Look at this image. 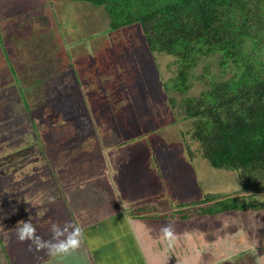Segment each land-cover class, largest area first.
I'll return each instance as SVG.
<instances>
[{"label": "rangeland", "instance_id": "obj_1", "mask_svg": "<svg viewBox=\"0 0 264 264\" xmlns=\"http://www.w3.org/2000/svg\"><path fill=\"white\" fill-rule=\"evenodd\" d=\"M102 17L103 13L100 10L69 0H0V55L5 57L6 54L2 50L7 48L11 58L16 59V70L18 72L27 70L28 72L20 73L21 83H19L18 79L15 76H9L0 64V264H48L50 258L43 249L37 251L34 247L30 248L27 240L21 242L16 239L17 222L31 219L36 234L44 239L50 238L51 223L63 224L65 221L75 223L74 217L64 205L63 194L60 192L57 181L76 184L80 188L88 186L85 184L88 178L97 172L93 169L101 167L103 163L106 166L105 153L107 152L106 155H108L110 149L104 148L109 146H116L117 150L123 152L118 157L123 166L113 180L115 187L124 197L133 196L142 191L143 184H139L137 180L143 183L148 182L150 173L147 169L154 163L158 168L166 170V176L174 184L173 193L180 199L190 198L188 197L190 192L193 198H196L197 192L199 194V190L195 189V185L193 186V179H197V183L201 184L198 187L202 189L203 194L213 193L224 196L238 189L237 185L232 183L231 176L221 172L211 171L210 174L204 169L193 168L196 170V176L199 174L202 178L200 179L193 171L191 175L187 174L186 166L183 169L179 167V170L177 162L186 158L179 147L174 151L168 148H165V151L162 150L163 148L157 149L151 159L149 152L146 156L142 148L147 151L152 149L154 152L160 136L156 135V138L146 140L142 135L138 140L139 131L132 127L123 130L121 125L116 123V118L108 119L109 103L111 111L115 113L119 101L128 100L131 104L133 102L130 110L141 111V106L145 108L138 99L144 97L146 86L148 88L154 84L157 86V78L153 67L146 69V65L142 63L143 60L130 63V55L126 57H124L125 54L120 55L125 66L124 68L119 66L118 70L111 66L114 59L108 61L109 56L104 57L106 60L97 64L99 65L97 68L93 62L89 64L88 61L86 63L80 61L79 63L80 57L73 59L71 64L63 59L64 54L61 51H67L70 46L77 44L75 41L81 40L84 34L88 37L96 36V30H103L106 27V20L101 22ZM81 63L89 66H83ZM163 63L161 60L162 65ZM132 68L134 71H129ZM143 68L146 75L143 74V78L138 80L139 77L135 76L136 71L142 73ZM55 69L63 76V81L57 85L50 81H43L46 72H53ZM57 80H61V77ZM21 84L25 89L24 97L26 96L25 98L29 100L32 109L29 111L25 109L24 114L23 108L20 107L21 99L19 100L13 92L2 90V88L10 89V87L16 90ZM56 86L58 88H55ZM35 89L44 93L42 98L33 92ZM155 91L159 95V90ZM157 98L159 101L155 98L150 103L154 108L153 112L157 115L168 114L166 106L156 108L163 101ZM101 100L102 104L99 103ZM31 114L35 115L34 119L38 118V120L34 121ZM81 114L86 118L81 119ZM144 115L145 113H142L138 120L141 131L148 130L152 126L151 121L155 125V120L147 119ZM122 117L124 119L120 117L121 122L129 126L132 121L126 120L127 117L124 115ZM89 120L91 127H88ZM144 120L150 126H144ZM39 121L45 124V128H53V130L61 128L60 132L64 136L61 135L52 142L50 147L46 146L38 132ZM64 127H69V130L62 129ZM166 130L172 133L171 128ZM69 133L72 135L65 140V135L68 136ZM94 133H97L103 140L104 145L98 146L103 163L99 157L90 159V156L94 157L93 145L95 144L92 141ZM120 137L125 138L123 145L120 143ZM147 159L151 163L145 166ZM173 163H176L175 167H171ZM33 165H37L38 172L44 174V187L39 185L40 178L32 169ZM107 167L110 170V166H106L105 170ZM124 169L126 172L122 176L127 174V178L131 180L129 185H123L125 178L121 177V172ZM27 179L32 181L29 185L19 186L20 182ZM11 189L17 190L11 192ZM162 190V194H165L166 187ZM238 196L244 197L243 195ZM48 197L53 199L49 201ZM81 198L87 206L92 202H97L88 197ZM243 203L240 202L239 205L243 206ZM115 206L116 204L108 210L100 204L96 212L89 211L88 208L83 210L84 213H98L90 221L88 216L89 223L95 225L103 216L115 213L118 209ZM187 206L188 210H195L194 205L188 203ZM41 209H47V211L41 214ZM76 210L78 208L75 207L74 211ZM183 210L185 209L179 208L178 213ZM187 222L186 233L182 235H186L187 241H189L188 236L191 239L194 238L192 240L195 244L192 250L194 257L197 253L195 251H199L200 248L206 249L208 246L212 262L254 264V257L248 250L249 245L255 242L257 250L264 248V209L255 212L253 210L233 211L203 218L194 215L193 225L190 220ZM201 234H203L202 237ZM182 235L179 233L178 239L175 236L171 237L170 244L167 240V248L172 250L175 242L182 241L180 238ZM209 240L211 242L206 244L205 242ZM185 243L183 242V246ZM181 244L182 242L179 243ZM85 245L81 236L78 248L70 250L59 260L52 259L51 264H63L65 259L73 258L71 255L77 253L82 255L81 264H86L83 259L88 253ZM75 256L77 261L73 264H79V256ZM176 257L179 261L189 258L188 252L178 253ZM208 263L210 262L205 261L204 264ZM186 264H188L187 261Z\"/></svg>", "mask_w": 264, "mask_h": 264}, {"label": "trees", "instance_id": "obj_2", "mask_svg": "<svg viewBox=\"0 0 264 264\" xmlns=\"http://www.w3.org/2000/svg\"><path fill=\"white\" fill-rule=\"evenodd\" d=\"M69 1L100 10L101 22L106 20L107 25L96 30V36L84 34L75 41L77 44L61 51L65 61L71 64L80 57L79 63L93 62L97 68L109 56L108 61L114 59L111 66L118 70L125 66L120 59L125 54L131 56L130 63L143 60L145 68L152 66L156 73L157 86H146L144 97L138 99L145 108L140 105L141 111L130 110L133 102L119 101L115 113L109 103L108 119L116 118L123 130L132 127L141 132L138 140L142 135L146 140L160 136L155 151L148 150L151 155L161 148L182 149L186 158L177 164L178 169L186 166L187 174L193 171L196 176L197 169L210 174L221 172L230 175L237 185V191L224 196L203 194L198 187L201 184L193 179L199 194L192 201L195 210L185 213L207 217L264 209V0ZM2 51L6 54L0 55L3 70L21 83L19 75L27 70L18 72L16 59L7 48ZM136 72L138 80L146 75L144 68L142 73ZM59 77L61 80H57ZM43 81L57 85L63 76L55 69L46 72ZM2 90L21 99L23 114L31 109L22 84L16 90ZM33 92L43 97L37 89ZM157 97L163 101L156 108L164 105L168 114L153 112L150 103L155 98L159 101ZM142 113L155 120V125L151 121L152 126L144 131L138 123ZM123 115L132 121L129 126L121 122ZM146 122L144 126H150ZM196 177L200 178L199 174ZM239 198H244L243 206Z\"/></svg>", "mask_w": 264, "mask_h": 264}, {"label": "crops", "instance_id": "obj_3", "mask_svg": "<svg viewBox=\"0 0 264 264\" xmlns=\"http://www.w3.org/2000/svg\"><path fill=\"white\" fill-rule=\"evenodd\" d=\"M10 89L14 88L10 87ZM31 115L34 121L38 120V118L34 119L35 115ZM83 117L85 116L81 114V119ZM91 125L89 120L88 127H91ZM37 127L45 145L48 147H50L52 142L60 138L61 135L64 136V134L60 132L61 128H57L56 130H53V128H45V124L43 125L40 121ZM62 129L69 130V127H64ZM71 135L72 133H69L68 136L65 135V140ZM93 135L94 138H92V141H94L95 144L93 145L94 157L90 156V159L99 157L103 163L98 149L99 145H104L103 140H101L97 133ZM124 140L125 138H121V145L125 143ZM104 149H110L108 151L110 156L109 153L108 155H106L107 152L105 153V163L106 166H110V170L108 167L105 170L106 166H104V163L101 167L94 168L93 171L96 170L97 172L88 178L89 180L85 183L88 186L80 188L76 184H65V182L61 183L57 181L60 192L63 194L62 198L64 205L68 208L70 215L74 217L75 223L82 229V240L85 241L88 252L87 256L83 258L86 264H186V261L188 264H204L205 261L210 262L208 264H220L219 262L211 261V254L209 253L210 247L208 246L206 249L200 248L199 251H195L197 253H195L194 257L192 254L194 252H192L194 249L193 245H195L194 242H192L194 238L191 239L188 236L189 241H187L186 235H182L186 233L185 229L188 227V222L186 223V221L190 220L193 225L194 213H185L188 208V203L193 205L192 201L194 198L192 192L189 194L187 193L188 197H190L187 199L176 197L173 193L174 184L170 182L166 176V170L158 168L154 163L152 167L147 169V172L150 173L149 181L143 183L137 180V182H140L139 184H143L142 191L135 193L133 196L124 197L115 187L113 180V177L118 175L119 169L123 166L121 161L118 160L119 155L123 152L117 150L116 146H109ZM142 150L147 156L148 151L144 148H142ZM150 157L152 159L151 154ZM149 163H151V161L147 159V164L145 166H148ZM32 167L39 175V185L44 187V174L38 172L39 167L37 165H33ZM101 171H105L106 173L104 174ZM125 172L126 169L121 172V177L125 178L123 185H129L131 180L127 178V174L122 176ZM139 176L140 175H138V177ZM30 182L32 181L27 179L22 181V183L20 182L19 186L29 185ZM165 187L166 190H164V193L165 191L166 193L162 194V189ZM15 190L17 189H11L10 191L14 192ZM81 197H88L97 202H92L94 204L90 203V205L87 206L83 202L84 199ZM80 199L82 200L80 201ZM101 200L103 201L100 202ZM237 201L243 202L244 198H239ZM99 203L104 208L107 207L108 210L110 208L112 209L113 205L116 204L118 209L115 213H109L103 216L95 225H92L89 221L98 213H84V210L88 208L89 211L96 212L100 206ZM75 207L78 208V210L74 211ZM179 208L185 210L178 213ZM199 217L203 218V216ZM163 224H169L172 227L176 239H178L179 233L182 235L180 236L182 241L175 242V246L172 250L167 248L166 242L168 239H166L161 232V225ZM202 235L203 234H201V237ZM181 242L182 244L179 245ZM183 242H186L184 244L185 246H183ZM208 242L211 241L209 240L205 243L207 244ZM257 251L258 254L264 252V248ZM182 252L184 254L188 252L189 258L185 261H179L176 257L178 253ZM75 255L79 256V264H81L82 255L79 253L72 254L71 256L73 258L68 260L65 259L63 264H67V262H69L68 264H73L76 262L77 257Z\"/></svg>", "mask_w": 264, "mask_h": 264}, {"label": "clouds", "instance_id": "obj_4", "mask_svg": "<svg viewBox=\"0 0 264 264\" xmlns=\"http://www.w3.org/2000/svg\"><path fill=\"white\" fill-rule=\"evenodd\" d=\"M246 196V195H245ZM49 201L53 198L48 197ZM47 209H41L43 214ZM50 238L44 239L36 234V229L31 219L18 221L16 224V239L23 242L27 240L30 248L34 247L37 251L43 249L50 258L48 264H51L52 259L59 260L64 254L70 250L79 247L82 236L81 227L71 221H65L63 224L53 222L49 226ZM163 236L171 243V237L174 236L172 227L169 224L161 225ZM250 253L254 257V264H264V252L257 253L256 243L252 242L249 245Z\"/></svg>", "mask_w": 264, "mask_h": 264}]
</instances>
